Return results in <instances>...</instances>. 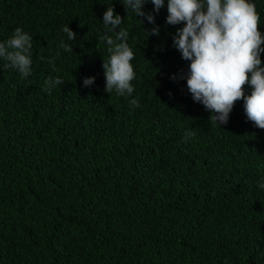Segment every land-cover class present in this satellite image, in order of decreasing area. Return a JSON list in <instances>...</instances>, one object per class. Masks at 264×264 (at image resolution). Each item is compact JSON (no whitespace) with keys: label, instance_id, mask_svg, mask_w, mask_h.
Masks as SVG:
<instances>
[{"label":"trees","instance_id":"16d2710c","mask_svg":"<svg viewBox=\"0 0 264 264\" xmlns=\"http://www.w3.org/2000/svg\"><path fill=\"white\" fill-rule=\"evenodd\" d=\"M251 3L264 39V0ZM111 4L134 52L132 96L105 92ZM167 5H144L153 25L121 0H0V41L33 36L27 79L0 60V264H264V129L243 99L219 127L193 101L173 44L184 22L167 24ZM49 77L65 82L51 94Z\"/></svg>","mask_w":264,"mask_h":264},{"label":"clouds","instance_id":"9594fccd","mask_svg":"<svg viewBox=\"0 0 264 264\" xmlns=\"http://www.w3.org/2000/svg\"><path fill=\"white\" fill-rule=\"evenodd\" d=\"M147 2L121 0L128 15L145 17L148 23L155 25L153 13H159L164 0H151L153 13L142 10ZM167 10V24L175 26L184 22L173 37V44L182 59L190 61L187 87L193 101L210 111V122L218 127L227 125L234 103L243 99L248 119L264 129V67H261L260 58L264 54L261 47L264 39L258 31L260 16L251 0H168ZM102 23L105 34L100 36V40L106 42L108 52L102 65L105 92L132 96L135 91V85L131 83L134 80L131 63L134 52L128 44L129 32L122 27L124 19L115 13L111 4L104 12ZM62 31L69 41H75L77 34L68 25ZM145 33L147 36H159L160 30L154 26ZM32 48L33 36L17 27L6 40L0 41V60L5 62L3 67L16 70L21 78L27 79L32 74ZM58 48L73 52L71 45L63 40ZM47 63L57 71L55 58H48ZM94 82V77H88L83 80V85L89 87ZM64 83L60 77H49L45 81V91L51 94L52 89ZM246 84L254 89L250 96L245 95ZM129 103L133 107L140 106L138 98L131 99ZM193 135L194 131H187L185 140ZM259 187L264 188V182L259 183Z\"/></svg>","mask_w":264,"mask_h":264}]
</instances>
